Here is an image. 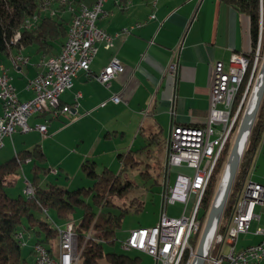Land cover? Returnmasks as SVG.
Segmentation results:
<instances>
[{"label":"crops","instance_id":"obj_1","mask_svg":"<svg viewBox=\"0 0 264 264\" xmlns=\"http://www.w3.org/2000/svg\"><path fill=\"white\" fill-rule=\"evenodd\" d=\"M79 1L91 5L96 0ZM103 8L106 16L98 23L101 28L110 34L124 27L131 31L115 39L110 49H105L103 43L98 44L91 74L80 72L72 90L62 96V103L69 106V111L61 112L57 117L36 114L29 120L33 127L29 133L15 134L25 135L23 141L17 140L15 144L14 137L6 139L13 143L15 153L40 145L45 154L43 142L58 136L63 128L62 125L55 128L52 124L69 113L77 116L80 111L81 118L76 117L73 124L86 120L89 133L98 132V126L105 130L103 136L107 141L132 137L136 143L146 142L157 133H160L159 140L164 136L166 141L172 124L200 126L205 123L215 63L223 61L228 68L232 54L249 56L253 52L250 17L224 0H106ZM65 15L67 17L68 13ZM137 24L141 26L135 27ZM60 47L61 43H56L57 50L51 54L36 53L34 47H28L14 49L9 57L0 56V65L9 70L21 99L31 98L32 94L25 89L27 80L34 78L42 70V60L57 54ZM18 54L27 56L29 62L16 65L14 57ZM113 57L119 59L123 70L107 87L96 76ZM171 62L178 65L176 76L168 72ZM77 93L82 97L75 106ZM114 94L120 96L119 104L111 101ZM102 103L106 104L101 106ZM2 112L0 103V117ZM43 123L48 126L46 138L35 128ZM100 141L99 136L94 139L91 153ZM165 147L167 151V145ZM119 152L116 147L110 150L113 160L115 154L120 157L122 153ZM31 165L32 161L26 162L21 168L20 193L23 192L24 177L31 179ZM250 176L264 184V126L254 150ZM257 212L260 221H254L250 233L240 237L237 249L264 239L263 235L255 233L258 226L264 227V208L258 206ZM166 213L172 215L168 209ZM32 251L33 247L28 257L30 264L34 259ZM144 255L140 264L160 263L146 253Z\"/></svg>","mask_w":264,"mask_h":264},{"label":"built area","instance_id":"obj_2","mask_svg":"<svg viewBox=\"0 0 264 264\" xmlns=\"http://www.w3.org/2000/svg\"><path fill=\"white\" fill-rule=\"evenodd\" d=\"M105 1L96 0L92 5H87L60 0L59 5H67L68 12L72 14L67 37L62 50L44 58L42 70L34 78L27 80L25 89L32 94L31 98L23 100L18 96L9 70L0 65V103L3 109L0 117V148L4 146L7 138L19 133H29L33 129L29 120L36 114L57 117L59 113L69 111V106L60 107L62 96L72 90L74 79L80 72L91 74V63L98 54V44L103 43L105 49H110L114 46L115 39L131 31L130 28L124 27L110 34L99 26V21L106 16L103 8ZM52 3L53 0H44V11L54 17L57 11L48 8ZM38 21L29 18L27 29L34 28ZM140 26L141 24H137L135 27ZM261 34L255 51L253 73L258 66ZM14 61L16 65H26L29 58L18 54ZM248 66L247 56L237 53L232 54L228 68L223 61H217L213 69L205 123L200 126L172 124L166 138L165 179L168 178L169 170L177 168L179 172L175 183L173 185L166 183L167 189L163 196L162 212L158 222L152 227L132 230L128 238L122 242L123 249L146 253L162 264H179L187 249H190V258L195 254L191 242L201 229L198 210L231 133L234 101ZM122 70L123 66L119 59L113 57L96 79L108 87ZM177 70V63L171 62L168 67L169 74L176 76ZM81 97V93L76 94L75 106ZM111 101L119 104L121 98L114 94ZM105 104L102 103L101 106ZM35 128L43 138L48 136L46 123L37 124ZM53 171L57 172V169ZM35 192L31 181L24 177L23 194L31 197ZM191 194L196 195V200L190 215H186V209L178 216L166 213L169 205L187 204ZM258 206L264 208V184L252 180L249 174L242 184L228 223L222 225L220 221L214 232L205 264H264V239L237 249L240 237L250 233L254 221H260ZM44 211L48 213L46 209ZM164 220L178 224V231L170 232V228H164ZM57 229L59 231L57 251L53 252L43 243H34L32 264H78L84 245L79 247L75 224L70 222L65 230L59 227ZM255 233L264 236V227L258 226ZM24 237V232L17 234V239L23 247L27 245ZM90 238L91 232L86 240Z\"/></svg>","mask_w":264,"mask_h":264},{"label":"trees","instance_id":"obj_3","mask_svg":"<svg viewBox=\"0 0 264 264\" xmlns=\"http://www.w3.org/2000/svg\"><path fill=\"white\" fill-rule=\"evenodd\" d=\"M224 1L250 17L253 44V52L247 56L249 66L243 82L239 86L233 107L232 114H234L253 71L254 53L261 34V0ZM59 2L60 0H53V3L48 7L57 11L53 17L44 11V0H0V56L9 57L14 49L28 47H34L36 53H54L57 50L56 43L62 44L66 39L67 25L72 16L67 10V5H59ZM67 2L73 3L79 2V0H67ZM66 13H68L67 17ZM29 18L39 20L32 29H27L29 28ZM263 53L264 27L261 34L260 57ZM258 69L259 66L255 71L253 82ZM63 106L61 100L60 107ZM42 115L45 116V114ZM237 122L238 120L236 124ZM236 124L233 127V133ZM263 126L264 99L224 209L223 221L225 222L229 220L242 184L250 174L254 150ZM159 134L151 135L150 140L160 143ZM151 143L119 155L123 167L117 173L107 167L99 172L96 162L85 161L81 169L86 177L92 181V184L74 190L59 187L52 183L41 185L40 175L48 173L49 170L44 166L46 156L40 145H36L32 149L16 151L12 157L0 162V264H30L23 255V246L17 239V234L25 230L33 234L35 243H43L53 252H56L57 246L55 245L59 240L57 227L53 226L49 220L37 215L38 212L45 209L53 211L60 220L68 219L77 210H82L81 221L75 225L79 247L84 245L78 264H103L104 262L107 264H140L139 257H130L115 251L105 250V243L109 246L114 245L116 231L121 228L123 216L126 213V209L120 213H113L109 209L106 211L105 208L115 205L112 198L123 199L135 187L130 179L123 177V173L129 165L140 164L139 159H135L133 153L143 151ZM165 145H167L166 141ZM229 149L230 144L227 143L203 195L198 210V219L201 223L204 222L211 209L219 176L227 162ZM27 160L32 161L30 181L35 187L36 193L31 197H26L23 193L16 196L11 195L8 189H14L18 185L22 177L21 168ZM95 207L98 208L97 211ZM90 232L91 239L86 240ZM199 235L200 232L192 239L191 247L193 250L197 248ZM190 259V249H187L179 264H188Z\"/></svg>","mask_w":264,"mask_h":264},{"label":"rangeland","instance_id":"obj_4","mask_svg":"<svg viewBox=\"0 0 264 264\" xmlns=\"http://www.w3.org/2000/svg\"><path fill=\"white\" fill-rule=\"evenodd\" d=\"M74 3H84V2L79 1V2H74ZM261 13H263V19H264V0H261ZM69 22H68V25H69ZM68 25H67V32H68ZM64 43H65V40H64ZM64 43L61 44L59 52L62 50ZM262 56L260 57V49H259V57H258L259 67L262 61ZM255 58H256V52L254 53V60ZM258 72H259V69L257 71V75L253 82V71H252V75L250 78L251 82L249 81L247 88L242 98L240 99L238 107L236 108V112L231 115L233 126H232L231 133L229 135V138L227 139V142H226V144L227 143L230 144L227 162H228V158L231 152V148L235 141V137L237 135V130L241 122L243 113L245 111V108L248 102L250 101L252 91L256 85L257 78L259 76ZM254 75H255V72H254ZM66 94H64V97L66 96ZM234 104H235V101H234ZM232 113H233V109H232ZM81 114H82L81 111L78 113L77 116H75V114L69 113L67 114V116L64 115L65 117L61 118L57 123L52 124L55 126V128L62 127V126L63 128H60L61 130L58 136H54L48 139L47 141L43 142L44 147H45V154L47 156V160L44 166L49 171L48 173H42L40 175L41 185L52 183V184L58 185L59 187H63L69 190H74L80 187H88L92 184V181L86 177L85 173L81 169V166L85 161L96 162L98 165L97 171L99 172H101L105 167H109L110 169H112L113 171L117 173L121 170L123 165H122V162H120L119 158L117 157V154H115L116 156L114 157V160L112 159L110 155L111 149L113 148L115 149L116 147L119 149L120 151L119 153L126 154L129 152L128 150L131 148L133 150H136L142 147L143 145L150 143V140L146 142L140 141L136 143L135 138L132 139V137L131 138L126 137L125 139L118 138L117 140L110 142V141H107L103 136L105 133V130H102V128L98 126L97 128L99 129V131L91 135L89 133L88 127L86 126L88 121L84 120L82 122L73 124L76 117L81 118L79 117ZM71 117H74V118L71 120ZM237 120L238 122L236 124ZM235 124H236V128L233 133L232 131H233V127ZM164 134H165V131H164ZM98 136L101 138V141L98 143L97 148L94 151V153H91L92 147L94 145L93 141ZM13 137H14L13 140L16 144L17 140L23 141L25 135H14ZM163 137L160 138L159 140L160 143H157V141L153 142V144L146 147L147 150L145 151L143 150L144 152L141 151L139 153L138 152L133 153V156L135 157V159H139L140 164L134 165V166L129 165L124 171L123 177L130 179L135 184V187L123 199L112 198L115 202V205L113 204V205H110L109 208L108 207L105 208L106 211L107 209H109L113 213H120L124 209H126V213L123 216L121 228L117 230L115 234V243L113 246H109V244L105 243L106 251H115L117 253L125 254L130 257L144 258L145 256L144 253H140L139 251H135V250L126 251L125 249H123L122 242H124L128 238L132 230L139 228V227H152L158 222V220L160 219L161 208H162V204L164 201L163 196L167 189L166 183H168L169 185H173L175 183L176 175L179 172V169L177 168L169 170L167 173L168 178L165 179L166 172H167L166 163H165L166 158H167V151L165 147V140ZM28 149H32V148L29 147ZM89 151L91 154H89ZM14 153H15V150H14L13 143H11L10 140H6L5 146L0 148V162L5 161L6 159H8V157L9 158L12 157ZM227 162L225 164L224 170L222 171V174L219 176V183L217 186L216 193L220 186L222 177L225 173ZM54 169H57V172H54L53 171ZM21 172L23 176V171ZM22 183H23V179H21L18 182V185L14 189H11V188L8 189L9 193L14 196L18 195L20 193L19 188L22 186ZM195 200H196V195L191 194L187 204L177 203L176 205H169L167 207L168 212L171 213L172 215L178 216L183 213L184 209H186L185 211L186 215H190L194 207ZM213 202H214V199H213ZM139 204H141V206H139ZM95 210L97 211L98 208L95 207ZM37 215L52 222L53 226H56L62 230H65L67 228L68 223L70 222L74 223L75 225L79 224L82 218V210H77L76 213H74L73 215H70L68 219H64V220L58 219L55 216L53 211H48L47 213L46 211L43 210L41 212H38ZM207 217L205 218L204 222L201 223L198 243H199L200 236L204 228L205 222L207 220ZM220 221L222 225L223 224L225 225L228 223L229 220L226 222L223 221V215H222ZM202 225H203V228H202ZM24 233H25L24 240L27 241V245L23 247V255L26 259H28L31 247H33L35 243V239L31 232L25 230ZM55 246H57V249H58V243H56ZM196 249L194 250V253H196ZM194 257H195V254L191 256V259L188 262V264L193 263ZM103 264H107V263L104 262ZM159 264H162V263L160 262Z\"/></svg>","mask_w":264,"mask_h":264},{"label":"water","instance_id":"obj_5","mask_svg":"<svg viewBox=\"0 0 264 264\" xmlns=\"http://www.w3.org/2000/svg\"><path fill=\"white\" fill-rule=\"evenodd\" d=\"M263 27V13H261V33ZM258 73H260L261 77L259 89L254 99H250L243 113L225 169V184L223 186V189L221 190L222 180L224 177L223 175L220 186L214 198V202L212 204L204 228L202 230L200 240L196 249L194 261L192 264H205V259L212 243L214 232L223 215L225 206L233 188V184L237 177L242 157L245 152L251 131L257 119L260 107L262 105L264 99V55L262 56V61Z\"/></svg>","mask_w":264,"mask_h":264},{"label":"bare ground","instance_id":"obj_6","mask_svg":"<svg viewBox=\"0 0 264 264\" xmlns=\"http://www.w3.org/2000/svg\"><path fill=\"white\" fill-rule=\"evenodd\" d=\"M260 78L261 77H260V73H259L256 85H255V87H254V89L252 91V95H251L250 99H254V97L257 94V91L259 89ZM225 181H226V174L224 175L223 180H222L221 190L223 189ZM164 228H170V232H177L178 231V224H171V220H164Z\"/></svg>","mask_w":264,"mask_h":264}]
</instances>
